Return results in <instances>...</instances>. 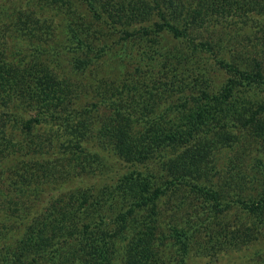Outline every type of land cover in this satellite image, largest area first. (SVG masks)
Returning a JSON list of instances; mask_svg holds the SVG:
<instances>
[{
    "label": "trees",
    "instance_id": "trees-1",
    "mask_svg": "<svg viewBox=\"0 0 264 264\" xmlns=\"http://www.w3.org/2000/svg\"><path fill=\"white\" fill-rule=\"evenodd\" d=\"M0 3V117L3 119L6 113L15 115L23 108H38V111L47 115L46 121L51 120L62 125L60 128H67V132L57 139V147H67L65 151L68 149L71 155V168L61 169L66 170L60 179L61 183L73 182L81 170L86 172L89 162L97 159H120L131 167L122 173L109 172L113 176L111 181L94 182L93 186L77 190L76 194L67 197H59L50 204L48 214L41 219L42 226L28 232L26 236L25 242L35 244L36 251H46L50 243L48 238H54L56 231L67 230L69 236L74 235L75 227L69 224L76 226L85 220L83 217L76 219V215L81 208L85 212L89 209L92 205L87 204L90 198L93 199L92 203H97L102 195H107L109 200L130 199L127 208L116 214L117 222L123 227L122 224L136 208L154 203L168 189L152 187L153 175H143L142 172L143 169L148 171L149 164L156 169V163H161L164 170L172 173V178L179 177L178 173L182 177L201 168V152L206 146H214L215 139L218 141L221 138L231 144L236 137H248L250 134L264 141V0H0ZM183 10L191 18L180 26L176 20L182 16ZM154 12L159 19L151 26L150 19ZM238 15L251 19L257 27L246 24L244 20V24L249 26L245 30L235 19ZM219 17H224V25L230 33L228 35L239 33L244 37L238 42L239 48L223 44L215 50L212 42H195L191 38V23L197 21L199 24L203 20L217 22ZM8 25L12 30L6 32L3 28H9ZM231 27L237 32L230 31ZM239 28L245 32H238ZM111 32L118 34L120 40L119 48L114 52L115 59L122 76L127 71L129 77L116 85L107 84L103 89L99 88L97 98L89 103L83 99V96H87L83 81H78V85L71 84L69 80L63 79L64 74L57 78L53 69L61 67L71 75L87 77L96 63L104 60L112 49V41H109ZM168 33L180 41L188 42L192 57H183L176 50L174 52L178 56L173 55V59H177L176 64L180 58L183 66L187 64L186 61L190 63V68L184 69L186 79L191 74L196 77L197 69L205 77L208 68L203 67L208 64L198 62L202 54L214 55L216 66L226 75L219 88L210 90L204 85L203 88L200 82L192 83V86L188 83L186 87L183 79L176 82L178 71H174L172 77L165 81L157 80L163 76L162 69L166 70L164 63L169 60L162 54L168 50L161 44ZM52 35L55 36L54 40ZM36 38L38 41L32 42ZM63 53H70L71 60L66 67L68 70L62 64ZM125 56L137 59L133 69L126 70L123 67L122 58ZM213 71L218 73L217 69ZM141 73L145 77H153L152 81L160 84L161 92L153 95L149 91L143 99V93H140L142 84H138L142 81L139 80ZM165 86L173 97L182 99L178 105H174L175 111L168 107L158 111L146 110L150 105L149 100L160 97L165 92ZM195 86H199V90L192 93L189 87ZM126 93L141 102L133 105L123 103L120 96ZM179 93L185 94L182 97L178 96ZM253 97L261 100L257 101L256 107L251 105ZM106 99L108 103L105 105L111 107L113 113L109 123L100 121L99 115L91 113ZM7 109L9 112H6ZM172 112L174 114H170ZM211 121L220 128L209 135L211 127L205 126ZM32 122L30 119L21 123L19 134L12 133L13 142L7 141L11 136L6 139L9 126L5 123L0 127V164L3 161L9 163L15 157H24L21 153L16 155L22 149L26 153L36 149L33 145L38 144L29 139L33 135ZM36 122L40 121L36 119ZM137 123L143 124L142 131L136 129ZM22 130L29 137L18 141ZM190 139H197L198 148L194 151L181 150ZM165 148L174 149L171 162L165 159L167 152H161ZM151 155L154 156L153 160ZM257 162L262 168V158H258ZM17 165L0 172V199L6 197L5 194L15 197L18 193L23 194L18 198L28 201L31 195L40 196L39 192L43 191L30 184L36 177L37 181L45 179L48 183L51 178L49 166L40 165L39 168L32 160L28 163L22 158ZM106 175L111 176L108 173ZM172 182L173 179L169 181L170 184ZM189 186L193 192L205 195V202L211 203L214 211H223L229 206L221 204L219 192L213 187L197 180ZM236 204L252 215L256 223L264 222V189L257 197H238ZM0 216L2 226L8 227L5 224L6 219L9 221L10 218L8 210L0 208ZM202 224V221L196 220L189 222V229L183 226L170 227L167 236L172 239L178 253L184 256L189 252L192 234L200 230ZM203 227L204 230L208 229L206 225ZM8 231L13 230L10 228ZM118 231L122 232L120 229ZM113 235L102 237L94 245L87 242L86 253L89 257L75 259L73 264H112L117 252V246L111 243ZM115 235L125 237V231L124 235L117 232ZM160 243H163L162 240ZM8 247L11 245L7 241L2 242L0 248ZM18 249L20 253H25L27 248L18 242L10 250L12 252L5 249L3 262L14 264L13 255ZM54 249L58 251V248ZM90 256L94 257L93 260H90ZM53 258L55 256L49 258L51 264ZM145 261L136 260L133 264H148Z\"/></svg>",
    "mask_w": 264,
    "mask_h": 264
},
{
    "label": "rangeland",
    "instance_id": "rangeland-1",
    "mask_svg": "<svg viewBox=\"0 0 264 264\" xmlns=\"http://www.w3.org/2000/svg\"><path fill=\"white\" fill-rule=\"evenodd\" d=\"M184 10L181 13L182 16L176 20L180 26L183 25L185 20H190L191 18L185 14ZM236 18L245 30L248 29L249 24L257 27L255 22L245 16L238 15ZM157 19L159 18L154 12L151 15L150 25L152 26ZM218 20L217 22L203 20L199 24L197 21H195V24L191 23L189 27L191 38L195 42L210 41L213 43L215 50H218L219 46L223 44L227 46H238V42L244 37H241L242 35L239 33H235V36L228 35L229 29L224 25V17H219ZM244 20L248 25L244 24ZM8 27L3 29L9 32L12 28L9 25ZM226 29H228L227 32L225 31ZM232 30L235 29L231 27L230 31ZM245 30L239 28L238 32L244 33ZM52 37L54 40L55 36L52 35ZM52 37H50L51 42ZM118 37V34L111 32L109 41H112V49L104 60L96 63V67L87 77L83 78L81 74H76V76L71 75L68 71H63L64 69L62 70L61 67H57L58 69L54 68L53 72L57 78L64 74L65 77L63 79L69 80L74 85H78V81H83L87 92H85L87 96H83V99L89 103L92 102V100L97 98L96 95L97 91L100 90L99 88L103 89L107 84L116 85L129 77L128 73H126L127 71L122 76L121 68L117 63V59H115L114 52L118 50L120 44ZM36 41H38V38L32 42ZM161 44L166 46V50L168 51H164L165 53L162 52V54L168 57L169 60L168 62L164 61L166 70L162 69L163 76H159L157 80L161 82L165 81L172 77L174 71H178V74L175 76L176 82L183 79V84L186 87H188V83L192 86V83L196 84L200 82L202 84L201 87L205 88L204 86H207L210 90H213L219 88L220 84L226 78V75L222 73V69L216 66L214 55L204 56L202 54V59L198 63L205 62V64H208L203 67L208 68L205 77H202L200 71L197 69L196 77L191 74L189 75L191 78L186 79L184 69L190 68V63L186 61L187 64L185 63V66H183L184 63L180 58L176 64L177 59H173V55H177L174 52L176 50L183 57H186V55L187 57L190 56L188 42L180 41L168 33L165 34ZM236 48H239V46ZM64 54L62 55V59H64L62 64L65 66V70H68L66 67H68V61L71 60L70 53L67 55ZM122 59L123 67L126 70L133 69L137 62V59H133L132 57L125 56ZM214 69H217L218 73H214ZM139 77V80H142L138 84H142L140 86L142 92L140 93H143V99H145L149 91H152L153 95L160 91V84L153 82V77H145L143 73ZM164 88L165 92H162L160 97H154L149 100L150 105L147 106L146 110L158 111L159 109L168 107L172 111H175L174 105H178L182 99L177 96L173 97L168 92V88L166 86ZM189 88L192 93H197L196 91L199 90V86ZM184 90L186 89L184 88ZM184 90L181 89L180 91ZM184 94L179 93L178 96L181 95L183 97ZM120 98L123 103H130V105L141 102L137 97H130L128 93L126 95L122 94ZM252 100V107H256V103L260 98L253 97ZM103 102L91 113L92 115H99L101 117L100 121L109 123V119L113 113L110 110L111 107L105 105V103H108V100L106 99ZM138 108L141 107L138 105ZM38 110V108H23L15 115L14 113H6L5 116L3 115V119L5 120L0 117V127L6 123L10 128L6 136V139L11 136V139H7L10 142L14 141L13 132H15L14 134H19L21 123L31 119L33 121V135L29 139L34 140L38 144L33 145L36 148L35 150L30 149L26 153L22 149L17 152L16 155L21 153V156L24 157H15L9 163L3 161L0 164V172L16 166L22 158L27 160L28 163L29 160H32V163L38 164L39 168L40 165L49 166L48 169L51 175V178L48 176V183L45 179V181H37V177L32 180L30 186H37L40 191H43V193L39 192L40 196L31 195V199L28 201L18 198L22 197L19 195H23L22 193H18V197H11L9 194H5L6 197L0 199V208L8 210L10 216L9 221L6 219L5 222L8 227L2 226L3 220L0 216V247L2 242L8 241L11 247L5 248L7 251L13 249L18 242L22 247L27 248L25 253H20V249L15 252L13 255L14 264H51L49 260L51 256H55L52 264H73L75 259L78 260L79 258L88 256L86 253L87 242L88 244L93 243L94 245V243L100 242L102 237H108L113 234L111 243L117 246V252L113 256L112 260L114 262L112 264H133L136 260H146L145 263L148 264H264V222L260 224L256 223L252 215L248 214L236 204L238 197H257L264 189V141L253 138L250 134H248V137H236L234 139L235 142L231 144L221 140V138L218 141L216 139L213 140L215 145L212 147L211 145L206 146L204 151L201 152V168L196 169L191 174H184L182 177L181 173H178L179 177L172 178V173L164 170L161 163H156V169L152 168L149 164L148 171L143 169L142 172L143 175H153L152 187L161 186L164 188L167 187L168 189L165 193L159 195L154 203L136 208L134 213L129 215L124 222L125 225L127 224L125 228L124 224L121 227L117 222L116 214L123 212L127 208L130 199L109 200L106 198L107 195H102L100 196L101 199L97 197V199L99 198L97 203H92L93 199L90 198L87 203L92 204L89 207L90 210L88 209L85 212L81 208L77 211L76 215V219L83 217L82 219L85 220L76 226L69 224V226L75 227L74 235L69 236L67 230L61 232L56 231L57 234L54 238H51V236L48 238L50 242L48 243L49 248L46 251H36L35 244L25 242L26 236L28 232L42 226L41 219L48 214L47 211L50 204L59 197H67L76 194L77 190L89 188L93 186L94 182L102 183L107 180L111 181V178L113 179L112 174L115 171L122 173L131 168L124 160L111 159V157L105 161L97 159V161L89 162L90 164L86 166V172L81 170V173L76 175L73 182L61 183L62 181L60 179L66 172V170L61 169H65V167L71 168V165L69 166L71 155L67 152L68 149L65 151L67 147L65 149H59L57 147V139H59L60 135L67 132V128L64 126L60 128L62 125L54 121H46L47 115ZM6 112H9V110L7 109ZM170 114H174V112ZM36 119L40 122L37 123ZM205 127H211L210 132H208L209 135H212L220 128L214 121L209 122ZM136 129L142 131L143 124L137 123ZM23 132L21 138H17L18 141L25 140L29 137L28 134L26 135V132L23 135ZM34 136L36 137L34 138ZM185 143L187 145L183 146L181 150L194 151L198 148L196 147L198 146L197 139H190V141ZM161 152H167L165 159L171 162L174 149L165 148ZM258 158H262V168L259 167L257 162ZM153 159L154 156L151 155V160ZM113 167L115 169L112 171ZM56 170L58 171L56 172ZM106 173L111 176H107ZM172 179L173 182L170 184L169 181ZM196 180L217 190L221 204H229V206L223 211H214L211 203L205 202V195L202 194L201 196L191 190L189 184L194 183ZM88 192L91 193L90 191ZM196 220L202 221L204 225L208 226V229L204 230V225L202 224L200 230L193 232L189 252L183 256L175 250L176 247L172 243V239L167 236L168 232L172 226L178 228L183 226L189 229V222H196ZM10 228L13 231L9 232L8 230ZM119 229L122 232L118 231ZM124 231L125 237L120 238L115 235L116 232L117 234L123 233L124 235ZM162 236L167 237L162 238ZM80 237L85 240L79 239ZM161 240L163 243H160ZM54 248H58V251ZM5 249L0 248V264H5L3 262V256L6 253H4ZM92 258L94 257L90 256V260H93Z\"/></svg>",
    "mask_w": 264,
    "mask_h": 264
}]
</instances>
